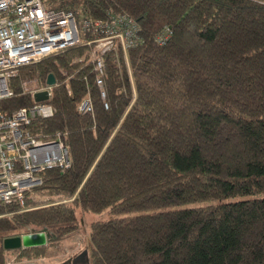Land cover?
Segmentation results:
<instances>
[{"label":"trees","instance_id":"trees-1","mask_svg":"<svg viewBox=\"0 0 264 264\" xmlns=\"http://www.w3.org/2000/svg\"><path fill=\"white\" fill-rule=\"evenodd\" d=\"M44 2L79 19L125 10L145 41L129 51L132 78L124 59L118 67L107 56L109 109L85 47L13 79L18 94L0 102L7 112L34 103L21 91L26 75L45 84L51 73H75L53 91L55 114L29 126L35 136L66 133L73 165L49 170L34 189L47 201L27 196L23 208L0 209V264L63 252L83 227L79 210L110 218L84 223L87 248L68 264H264V0ZM164 26L173 35L161 46L153 37ZM88 93L93 115L78 110ZM29 230L47 231L48 243L5 249Z\"/></svg>","mask_w":264,"mask_h":264},{"label":"built area","instance_id":"built-area-1","mask_svg":"<svg viewBox=\"0 0 264 264\" xmlns=\"http://www.w3.org/2000/svg\"><path fill=\"white\" fill-rule=\"evenodd\" d=\"M172 35V27L164 26L153 39L164 46ZM144 41L138 20L125 10L111 7L105 18L79 19L73 10L48 8L44 0H0V102L18 94L12 81L23 67L85 47L86 66L94 74L104 108L109 109L107 56L114 57L118 67L124 59L131 76L129 51ZM61 75L65 79L58 81L55 75L52 85L47 83L48 77L45 84L37 78L25 79L21 91L29 93L34 103L12 112L0 109V207L23 208L28 193L44 183L49 170L66 171L73 165L66 133L35 136L29 129L36 117L55 114V107L49 103L53 91L61 81L69 88V79L75 73L69 75L62 70ZM44 91L48 92V99L36 101L35 94ZM78 110L81 114H94L90 93L79 103Z\"/></svg>","mask_w":264,"mask_h":264},{"label":"rangeland","instance_id":"rangeland-1","mask_svg":"<svg viewBox=\"0 0 264 264\" xmlns=\"http://www.w3.org/2000/svg\"><path fill=\"white\" fill-rule=\"evenodd\" d=\"M130 58V57H129ZM126 66V65H124ZM132 77V75H131ZM34 77L26 75L25 79H33ZM135 88V87H134ZM134 91H136L134 89ZM29 195H27L28 197H33L34 199H38V200H42V201H47L48 197L43 195H37L34 191V189L28 193ZM232 199H227L224 202H228ZM65 201H72V199L70 200H65ZM210 203H218L217 201H211ZM203 204H192L190 206H202ZM25 207V206H24ZM2 207H0L1 209ZM169 209V208H167ZM171 209V208H170ZM7 214H3V216H5ZM78 217L80 218V220H83V227L81 228V232L76 234L74 237L68 239L65 242L64 245V251L63 252H59V250L55 249L52 250L48 253L47 256L43 257V258H32V259H25L22 261H17L16 260V256L13 254H10L7 258V262L10 264H68V260L70 257H72L75 253H78L80 251H82L84 248H87V244H88V230L87 227L84 225V223L86 224L89 223V221H98V220H107L110 218V215L108 212H103V213H95V214H89L86 215L84 213L81 212V210H79L78 212ZM87 225V224H86ZM30 232V230H29Z\"/></svg>","mask_w":264,"mask_h":264},{"label":"water","instance_id":"water-1","mask_svg":"<svg viewBox=\"0 0 264 264\" xmlns=\"http://www.w3.org/2000/svg\"><path fill=\"white\" fill-rule=\"evenodd\" d=\"M55 75L53 73L48 75L47 83L52 85L55 84ZM36 101L46 100L49 97L47 91L38 92L35 94ZM50 235L47 231L42 230L38 232H28L20 236L9 237L4 240V247L6 250H13L19 248H30L44 246L48 243Z\"/></svg>","mask_w":264,"mask_h":264},{"label":"bare ground","instance_id":"bare-ground-1","mask_svg":"<svg viewBox=\"0 0 264 264\" xmlns=\"http://www.w3.org/2000/svg\"><path fill=\"white\" fill-rule=\"evenodd\" d=\"M61 71V70H60ZM62 72V71H61Z\"/></svg>","mask_w":264,"mask_h":264}]
</instances>
